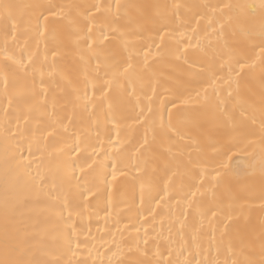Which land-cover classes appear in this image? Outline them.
<instances>
[{
	"label": "snow or ice",
	"instance_id": "1",
	"mask_svg": "<svg viewBox=\"0 0 264 264\" xmlns=\"http://www.w3.org/2000/svg\"><path fill=\"white\" fill-rule=\"evenodd\" d=\"M4 7L7 9L12 6L4 5ZM38 7L43 9L40 13V16H43V23L40 16H37L36 23L30 25L27 31L32 34V39L42 37L46 41L44 49L46 55L40 61L39 69L35 68L39 53L28 55V64L24 66V79L28 78L27 69L32 68L33 83L25 92L14 94L10 99L9 89L16 87L19 72L13 71L11 74L5 72L0 81L3 86V95L9 100L10 105L17 104L18 112L16 128L13 129L10 118L12 113L9 109H4L6 118L2 133L6 140L17 141L19 145L26 144L29 155L40 153L43 157L48 154L49 148L57 144L65 145L61 149V154L64 152L68 154L66 164L71 165V179L69 190L58 194V199L62 201L59 220L63 221V224L58 223L54 229L56 247L46 250L52 254V258L34 259L28 264H72V260H65V257L69 254L74 257L80 250V242L74 245L78 237L75 234L74 225L69 221L72 220L74 214L82 215L83 209L93 202L97 208L105 211L112 203L114 191L119 192L126 182L130 185V195L133 201L136 199L138 185L140 208L137 211L142 210L148 213L147 217H140L142 225L155 220L152 204L155 202L159 205L164 199L160 195L162 190L169 187L175 188L177 175L181 176V184L173 191V196L180 198L177 201L180 215H183V204L192 205L193 198H196L199 193L198 203L201 207L206 205L205 211L200 215L208 220L213 239L216 238L215 233L220 232V223L223 222L221 217L229 209L232 211L236 209L235 203L230 204L228 209L223 206L226 198L233 201L258 199L260 209L264 211V185L258 194L248 190L239 195H233L234 184L243 171L236 163L237 158L232 155L233 149L240 146V141L234 134L241 130L242 125L237 121L235 111L229 104L240 94L243 82L259 77L261 91L258 102L261 106L260 144L262 146L260 169L264 174V0H260L258 6L222 5L219 6V12L214 10L211 13L213 20L209 22V27L224 21L219 28L213 30L212 35L223 38L222 34L226 29H233L232 35L236 37L235 42L224 39L218 55L210 61H201L198 70L189 68L191 76L180 77L165 90L169 96L166 101L161 99L162 85L158 78L155 84L152 82L154 73L151 69L156 61L150 58L155 55L153 48L158 52L162 47L170 44L177 28L184 27L183 23H177L180 5H175L172 14L169 15L167 12L151 10L158 9L159 5H130L117 2L116 12L113 13L112 5L103 7L102 10L101 5L94 4L90 7L95 11L89 12L83 20L79 16H74L71 11H66V9L76 8L75 5L51 3ZM256 7L260 10L258 18L255 15ZM236 8L251 9L252 14L226 15ZM122 9H131L132 13L121 11ZM11 18L10 13L5 15L6 20ZM50 19L54 21L51 27L48 25ZM64 22H66L64 27L56 26ZM113 25L116 26L113 27ZM15 27L13 23L12 28ZM9 35H12L11 42L8 39ZM183 35L184 33L181 32L180 36ZM15 43V33L5 27L3 40L0 41V57L3 58L6 70L13 65H23V57L30 47L28 44L17 52ZM181 44H185V41L176 39V52L179 53L177 59L183 56V53L179 51ZM48 53L51 55V60H49ZM37 71L40 74L38 82L35 80ZM46 71L48 80L54 81L56 87L61 89L60 95H57L56 88L51 83L47 89L42 87L47 82L44 78ZM121 80H124L126 86L141 82L139 90L143 96V100L140 101L143 107L139 112H135L134 107L131 109L135 112L134 119L139 127L136 136L125 143L113 139V132L119 137L124 131L121 123L118 122L113 127L105 126L104 134L109 138V143L117 147L111 153L107 149L101 152L95 144L99 140L100 133L97 132L95 136H92L84 132L82 128L78 129L77 124L82 122L77 121L76 111L77 109L87 111L89 105L96 100V93L99 92L101 100L95 108L101 107L104 99H112V103L109 104L111 112L109 118L116 120L115 111L128 110L125 107L127 102L122 97L113 96L112 86L118 85ZM145 80L146 84L143 83ZM37 83L41 87L38 88ZM194 83L201 85L202 88L192 87ZM248 91L250 95H254L251 89ZM133 93H135V88ZM40 95L44 96L42 102L36 100V97ZM49 96L52 97L51 112L48 111ZM64 98H70L68 102L73 106L71 117L58 107L60 99ZM168 104L171 107H167ZM165 108H167L166 116ZM177 117L183 118L178 121L180 123H191L197 126H201V121H207L213 125V129L201 132L204 143L199 141L196 143V147L200 150L195 158L191 152L187 153V160L183 159L184 153H181L179 158L173 155L161 168L159 161L161 157L167 156V153L160 151L157 141L160 137L171 138L176 134L173 129L176 128L174 120ZM241 117L251 120L252 125H255L254 116L244 117L241 113ZM21 118L24 120L23 126L20 125ZM33 121L36 123L33 124ZM96 126L99 127V124ZM140 129H143L142 135ZM249 134L255 133L249 132ZM18 137L19 140H17ZM121 144L122 147L119 146ZM23 154V149H20L21 164H23ZM254 156L255 154L253 158ZM177 159H179V163L176 164L177 171L168 176ZM149 162L156 165L151 171L148 167ZM23 166L31 167L30 164ZM77 169L79 176H77ZM180 169H183V172H180ZM166 176L167 183L162 187ZM36 178L33 177V180ZM209 196L210 198H207ZM64 209H68L67 216H64ZM5 210V259L0 260V264H23L21 259L9 258L18 249L9 231L11 225L7 221V200ZM228 220L231 222L232 217L229 216ZM214 221L216 222L215 228L212 227ZM176 222L181 225L177 229L179 235L185 229L186 220H180L177 217ZM230 226V223L226 224L225 231L220 232L217 254L221 252L226 254L222 264H229L227 253L234 255L232 242L224 244V237L228 235L227 229ZM130 227H135V225H130ZM151 230L144 229L145 237ZM136 232L139 233L140 228L137 227ZM248 239L252 242L258 240L261 252L264 253V218L259 221L258 225L249 229ZM144 243L146 245L148 241L145 240ZM184 250V245H181L178 249L172 248L169 252L170 258H165L164 253L160 252L159 258L153 261L141 258L134 262L121 260L118 264H193L195 254L191 259L183 261L178 258L183 255ZM139 252L140 247L137 240L136 249H129V255ZM196 264H212V262L196 260ZM215 264H221V262L217 261ZM231 264H238V261L232 260ZM247 264H257V262L248 261ZM258 264H264V259H261Z\"/></svg>",
	"mask_w": 264,
	"mask_h": 264
},
{
	"label": "bare ground",
	"instance_id": "2",
	"mask_svg": "<svg viewBox=\"0 0 264 264\" xmlns=\"http://www.w3.org/2000/svg\"><path fill=\"white\" fill-rule=\"evenodd\" d=\"M120 4H144V5H159L158 9H151L153 12H167L172 14L175 5H180L177 13V23H183L184 27L177 28L175 35L171 38V43L162 47L158 52L155 48L152 49L155 54L150 58L154 59L156 63L153 65L151 72L154 73L153 84L157 82L162 85L160 88L161 99L167 100L169 98L166 89L170 88L180 77L191 76L189 68L199 69L201 61H210L215 55H218L224 39L235 42L236 37L232 35L233 29H226L222 34L223 38H218L212 35L213 30L220 27L224 21H220L209 27V22L213 20L211 13L215 10L220 11L222 5H256L260 4V0H0V41L3 40L5 27L9 28L11 32L16 35L15 48L20 52L30 44L28 51L23 57V65H13L9 69L4 68L3 58L0 57V81H2L5 72L11 74L13 71L19 72L17 77L18 83L15 88L9 89V99L14 94L25 92L33 83V69H27V79L25 76V65L28 64V55H35L39 53V59L35 65L36 69L40 67L46 55L44 49L46 41L41 37L32 39V34L27 31L30 25L36 23V17L40 16L43 11L39 5H47L51 3L75 5L76 8L66 9L71 11L74 16H79L81 20L88 16L89 12H94L91 5H101L103 7L112 5L113 13L116 12L115 5ZM4 5H11V8H5ZM209 7H205V6ZM121 11H128L132 13L131 9ZM259 7L255 9V15L259 17ZM10 13L11 19L6 20L5 15ZM239 13L241 15H251L252 10L248 8H236L226 15H234ZM47 15V13H44ZM43 23V16H40ZM13 23L16 25L12 28ZM54 21H48L49 27L53 26ZM64 24H57V27H64ZM116 25H113L115 27ZM183 32L184 35L180 36ZM9 42L12 41V35L8 36ZM176 39H183L185 44L179 45L180 53L183 56L177 59L179 53L176 52ZM159 42V38H157ZM185 45H188L185 47ZM51 60L50 53L47 54ZM11 64V62H10ZM46 83L42 86L47 89L49 83L56 88L57 95H60L61 89L56 87L54 81H49L47 71L45 73ZM40 79L39 71L36 72L35 80ZM58 79V77H57ZM144 84L147 83L145 80ZM141 82L136 85H125L124 80H121L118 85H113V96L122 97L127 103L125 107L127 111H115L116 120L109 118L111 112L109 104L112 99H104L103 104L99 108H95L101 100V94L96 93V100L89 105L87 111L77 109L76 119L78 122L77 128H82L84 132L95 136L97 132L100 133L99 140L95 142L96 147L102 152L107 149L109 153L115 151L117 145L109 143V138L104 134V128L113 127L116 123H121L124 126V131L117 137L113 132V139L124 141L125 143L136 136L138 124L135 117V112H139L143 104L142 93L140 92ZM37 87H41L37 83ZM192 87L201 89L202 86L193 84ZM125 88L127 90L125 91ZM135 88V93L133 89ZM249 89L254 95L249 94ZM259 77L254 80L245 81L242 84V89L232 101L230 106L235 111V116L238 122L241 123V130L234 134L240 141V146L233 149L232 155L236 159V163L243 170L237 182L234 184L233 195L251 190L258 194L264 185V174L261 173V144H260V116L261 106L259 104L260 97ZM149 94L150 90H149ZM91 96V91L89 92ZM195 95V93H193ZM139 98V99H138ZM70 98L60 99L58 107L62 111H66L68 116L73 115V106L68 102ZM36 100L43 101L44 96L36 97ZM49 109L52 110V97H48ZM26 107V105H25ZM135 108V112L131 111ZM167 107H171L170 104ZM95 108V111L93 109ZM4 109H9L12 113V127L16 128V114L18 112L17 104H9V100L4 98L3 86L0 84V260L5 259L4 252V224L6 220L5 201L7 200V221L11 225L10 235L13 243L17 246V251L9 258L21 259L23 264H28L32 260H41L44 258H52V254L47 252V249L56 247L54 229L58 223L63 224L59 220L61 212L60 204L62 201L58 199L59 193H65L69 190L71 179V165L66 164L68 154L64 152L61 154V149L65 147L63 144H57L55 147L48 149V154L41 156L40 153L29 155L27 145H19L17 141L6 140L2 133V127L6 118ZM114 110V109H113ZM254 116L255 125H252L251 120H245L241 117ZM39 115V113H38ZM167 115V108H165V116ZM131 117V118H129ZM182 117H177L174 120L176 128L173 132L176 133L173 137H160L157 141V147L161 152L167 153V156L161 157L159 161L160 167L168 162L173 155L177 158L181 153H184L183 159L187 160V153L191 152L193 158L200 149L196 147V143H204L201 138L203 130L213 129V125L207 121H201V126L191 123H180ZM36 121H33L35 124ZM24 120L21 118L20 125L23 126ZM99 124V127L96 125ZM177 129L179 131L177 132ZM143 129H140L142 135ZM253 132L255 134H249ZM19 140V137L17 138ZM101 142H103L101 144ZM70 143V142H69ZM175 145V147L173 146ZM250 145V146H249ZM122 147L123 145H119ZM20 149H23V164L20 163ZM91 151V150H89ZM253 154H255L253 158ZM179 159L173 163L172 173L177 171L176 164ZM30 164L31 167L25 168L23 165ZM150 171L156 167L155 164L149 162ZM183 172V169L179 170ZM39 174V175H37ZM163 175V173H161ZM77 169V176H79ZM33 177H37L33 180ZM92 179L91 177L89 178ZM167 183V176L162 182ZM181 184V176L177 175L175 188L169 187L162 190L160 195L164 197L157 205L152 204L154 209L155 220L150 221L149 224L142 225L140 217H147L148 213L145 211H137L140 208L139 189L137 185V195L135 201L131 199L130 185L126 182L119 192H115L112 196V203L105 211H101L96 207L95 202L87 205L82 212V215H73L70 224L74 225L75 234L80 242V250L73 257L71 254L65 257V260L71 259L72 264H118L119 261L134 262L138 259H145L146 261H153L159 258V253L163 252L165 258L169 257V252L172 248H179L184 245L185 250L180 260L191 259L195 254L193 264L196 260H207L215 264L219 261L223 262L226 254L221 252L217 254L218 246L220 245V232L225 231V225L230 223L227 229L228 235L224 237V244L227 245L229 241L232 242V255L229 256V264L232 260L238 261V264H247L248 261L258 262L264 259V253L261 252L260 242L257 240L252 242L248 239V231L253 226L258 225L259 221L264 218V211L260 209V201L258 199L244 200L239 199L233 201L225 199L223 206L228 209L230 204L235 203L236 209L232 211L229 209L221 217L223 221L220 223V232L215 233V239L212 238L211 229L208 226V220L200 215L205 211L206 205L203 207L198 203L199 193L196 198H193L192 205L188 203L183 204V215H180V209L177 208L178 196H173V191L178 189ZM115 189V186H113ZM195 190V189H193ZM171 197V199H169ZM207 198H210L207 197ZM160 199V197H157ZM123 201V202H121ZM64 216L68 215V209H64ZM107 213V214H106ZM210 215V214H209ZM232 217V221L228 217ZM177 217L180 220H186V226L182 233L177 234V229L181 227L177 223ZM135 225V227H130ZM154 226V227H153ZM214 221L212 227L215 228ZM140 228V232H136V228ZM152 229L149 235L145 237L144 229ZM139 241L140 252L135 255H129V249H136V241ZM148 243L145 245L144 241ZM111 249V250H109ZM146 253V255H145ZM173 259L177 257H171Z\"/></svg>",
	"mask_w": 264,
	"mask_h": 264
}]
</instances>
